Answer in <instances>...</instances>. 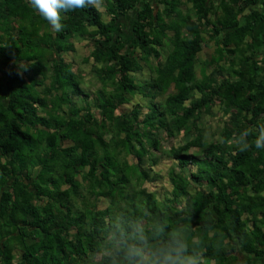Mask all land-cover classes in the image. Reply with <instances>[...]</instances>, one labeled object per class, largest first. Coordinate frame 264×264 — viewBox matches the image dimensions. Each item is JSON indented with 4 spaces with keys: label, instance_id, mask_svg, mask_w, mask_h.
Returning a JSON list of instances; mask_svg holds the SVG:
<instances>
[{
    "label": "trees",
    "instance_id": "16d2710c",
    "mask_svg": "<svg viewBox=\"0 0 264 264\" xmlns=\"http://www.w3.org/2000/svg\"><path fill=\"white\" fill-rule=\"evenodd\" d=\"M61 23L0 0V264H123L140 233L264 264V0H101ZM82 48L93 93L64 58ZM156 151L168 192L143 186Z\"/></svg>",
    "mask_w": 264,
    "mask_h": 264
},
{
    "label": "clouds",
    "instance_id": "9594fccd",
    "mask_svg": "<svg viewBox=\"0 0 264 264\" xmlns=\"http://www.w3.org/2000/svg\"><path fill=\"white\" fill-rule=\"evenodd\" d=\"M28 3L48 21L54 32L59 33L64 29L61 23L62 12L96 7L101 0H28ZM20 69L22 70L18 71L17 75L22 76L28 66L21 63ZM251 132V129H246L236 139L240 152L248 150L251 146L247 139ZM254 143L258 149L264 148V129L259 131ZM123 264H203V260L199 256L189 255L187 244L179 237H169L167 243L157 244L140 233L133 242L125 245Z\"/></svg>",
    "mask_w": 264,
    "mask_h": 264
},
{
    "label": "rangeland",
    "instance_id": "374dc122",
    "mask_svg": "<svg viewBox=\"0 0 264 264\" xmlns=\"http://www.w3.org/2000/svg\"><path fill=\"white\" fill-rule=\"evenodd\" d=\"M100 10H103V6H99ZM81 43V42H79ZM82 45V44H81ZM85 48H82L81 50L79 49L77 53H75V57L72 58L70 55L66 54L65 55V60L67 61H74L75 69L78 74H80L82 78V87L86 92L93 93L94 90L99 86L98 81L96 80L94 74L91 71V66L88 63H83L82 58L85 55ZM206 49H204L201 52V57H206L208 56L207 53H210L209 50H207V53H205ZM144 73V72H143ZM144 77V76H143ZM218 115V112H216V116ZM208 116L205 117L206 120H208ZM210 126H205L207 127L206 134H207V139H210L211 137L215 139H219V132L221 129V123L217 120V118H212L209 121ZM176 139L175 138H170V139H163L161 140V149L164 151L168 148L169 142L172 141L174 142ZM156 156H157V162L155 166L160 172V178L153 181V183L149 182H143V186L147 188L150 191L156 190L158 193L162 192H168L171 189V186L169 184L168 178L166 176V169L168 166L171 164V159L167 157L166 154L162 152H157L156 151ZM122 205H124L123 202H121Z\"/></svg>",
    "mask_w": 264,
    "mask_h": 264
},
{
    "label": "crops",
    "instance_id": "0c3cea01",
    "mask_svg": "<svg viewBox=\"0 0 264 264\" xmlns=\"http://www.w3.org/2000/svg\"><path fill=\"white\" fill-rule=\"evenodd\" d=\"M259 261L264 263V257H263V258H261V260H259Z\"/></svg>",
    "mask_w": 264,
    "mask_h": 264
}]
</instances>
